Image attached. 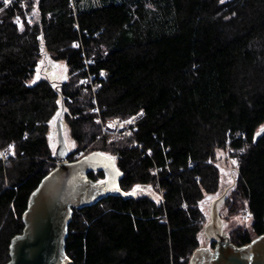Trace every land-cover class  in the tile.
Listing matches in <instances>:
<instances>
[{"label":"trees","instance_id":"trees-1","mask_svg":"<svg viewBox=\"0 0 264 264\" xmlns=\"http://www.w3.org/2000/svg\"><path fill=\"white\" fill-rule=\"evenodd\" d=\"M49 61L63 64L65 80L41 75ZM62 99L70 161L112 156L123 191L160 195L75 209L72 264H190L205 202L222 189L220 152L238 170L229 215L251 218L232 243L264 234V0H0V264L11 262L31 196L56 167ZM139 114L121 138L96 122Z\"/></svg>","mask_w":264,"mask_h":264},{"label":"water","instance_id":"water-1","mask_svg":"<svg viewBox=\"0 0 264 264\" xmlns=\"http://www.w3.org/2000/svg\"><path fill=\"white\" fill-rule=\"evenodd\" d=\"M64 114L65 105L62 99L55 116L53 131L57 144L54 151L56 167L31 196L28 209L23 215V234L12 241L9 264H72L65 254V241L73 211L92 206L110 196L124 199L136 197L140 190L137 188L133 192H125L121 189L123 173L112 156L92 152L70 161L72 151L64 136ZM263 133L264 127L259 135ZM100 172L105 173V179L93 180L89 177L90 173ZM231 183L219 199L213 202L210 222L203 232L215 248L197 249L190 264H264V234L250 244L238 247L224 230L220 206L226 199L225 193Z\"/></svg>","mask_w":264,"mask_h":264},{"label":"rangeland","instance_id":"rangeland-1","mask_svg":"<svg viewBox=\"0 0 264 264\" xmlns=\"http://www.w3.org/2000/svg\"><path fill=\"white\" fill-rule=\"evenodd\" d=\"M45 71L47 72V74H50V75H55V76L58 75L59 79L67 78V71L64 69V66H63L62 63H55V62H52V61H49L46 64L44 63V68H43V71H41V75ZM54 130H55V120L53 122V126H52V129H51V134H53ZM64 136H65V138L67 140V144H68L69 149L72 151L74 149V144L72 143V141L70 140V138L68 136L66 127H65V130H64ZM51 139H52L53 149L55 151L56 145H57L56 144V136L55 135L53 137L51 136ZM218 159H219V163H220V166H221L222 189L215 197H212V199L206 200V202H205L204 210H205V213H206V215L208 217V221H207L206 225L210 222V210H211V206H212L213 202L215 200L219 199V197L221 196L222 192L232 182L230 187H229V189H228V191L225 193V196L227 197V195L229 194V191L235 185V178H236L237 173H238L237 164H236V162L233 160V158L231 156H228L224 152H220L219 156H218ZM139 189L140 190H139L138 193L154 194V196L156 198H160V195H158V194L154 193L153 191H151L150 188H139ZM225 200L220 206V214H221V218L223 219V222H224V230H225L226 234L230 235L231 232L233 230L237 229L238 227L250 228L251 218L249 217V215L248 214H244L243 212H241L240 214H238L236 216H230L229 215V210L226 207V205L224 204ZM201 247L202 248H211V249L215 248V245H212L209 242V240L205 237L204 233H203V237H202V245H201Z\"/></svg>","mask_w":264,"mask_h":264},{"label":"built area","instance_id":"built-area-1","mask_svg":"<svg viewBox=\"0 0 264 264\" xmlns=\"http://www.w3.org/2000/svg\"><path fill=\"white\" fill-rule=\"evenodd\" d=\"M29 21L32 22L33 18H30ZM73 46H75V44ZM86 63L89 65L93 64V62H87V61ZM105 76H106L105 71H101L100 79H105ZM97 88L98 86H94L93 89L97 90ZM93 113L95 114L100 113L97 106L93 109ZM139 117H140V114L132 116L131 118L125 121L115 119V120L107 122L106 124H103V122L100 119H96V122L101 124L104 135L112 136L114 138H121V137L129 136L131 128H134L136 126V123Z\"/></svg>","mask_w":264,"mask_h":264},{"label":"flooded vegetation","instance_id":"flooded-vegetation-1","mask_svg":"<svg viewBox=\"0 0 264 264\" xmlns=\"http://www.w3.org/2000/svg\"><path fill=\"white\" fill-rule=\"evenodd\" d=\"M51 136H54L53 134H51Z\"/></svg>","mask_w":264,"mask_h":264}]
</instances>
